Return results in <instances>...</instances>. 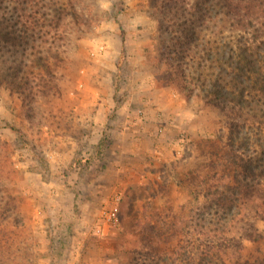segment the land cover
<instances>
[{
	"label": "rangeland",
	"instance_id": "obj_1",
	"mask_svg": "<svg viewBox=\"0 0 264 264\" xmlns=\"http://www.w3.org/2000/svg\"><path fill=\"white\" fill-rule=\"evenodd\" d=\"M72 1L49 58L56 89L28 100L0 87V264L168 253L207 231L204 195L232 175L226 111L166 79L165 30L212 0ZM251 193L225 234L230 263L264 257V191Z\"/></svg>",
	"mask_w": 264,
	"mask_h": 264
},
{
	"label": "trees",
	"instance_id": "obj_2",
	"mask_svg": "<svg viewBox=\"0 0 264 264\" xmlns=\"http://www.w3.org/2000/svg\"><path fill=\"white\" fill-rule=\"evenodd\" d=\"M255 1L253 7L246 0L197 3L196 16L186 12L179 20V35L165 30V66L175 69L166 79L227 113L223 161L232 175L204 195L198 214L205 233L168 253L149 246L133 264H264V257L230 263L224 251L240 207L253 200L251 191H264V0ZM74 6L72 0H0V87L28 100L56 89L49 58H58L61 21L75 16Z\"/></svg>",
	"mask_w": 264,
	"mask_h": 264
},
{
	"label": "built area",
	"instance_id": "obj_3",
	"mask_svg": "<svg viewBox=\"0 0 264 264\" xmlns=\"http://www.w3.org/2000/svg\"><path fill=\"white\" fill-rule=\"evenodd\" d=\"M117 212H118V208L117 205L114 204L111 209L109 210V212L107 213L106 217L107 220L111 221V220H115L116 216H117Z\"/></svg>",
	"mask_w": 264,
	"mask_h": 264
},
{
	"label": "crops",
	"instance_id": "obj_4",
	"mask_svg": "<svg viewBox=\"0 0 264 264\" xmlns=\"http://www.w3.org/2000/svg\"><path fill=\"white\" fill-rule=\"evenodd\" d=\"M127 128L129 129V128H131V126H130V125H128V126H127Z\"/></svg>",
	"mask_w": 264,
	"mask_h": 264
}]
</instances>
